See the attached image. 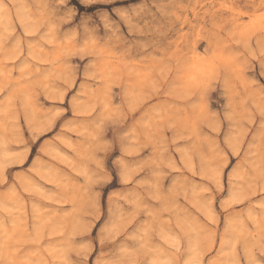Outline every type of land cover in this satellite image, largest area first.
<instances>
[{"label":"rangeland","instance_id":"obj_1","mask_svg":"<svg viewBox=\"0 0 264 264\" xmlns=\"http://www.w3.org/2000/svg\"><path fill=\"white\" fill-rule=\"evenodd\" d=\"M0 264H264V0H0Z\"/></svg>","mask_w":264,"mask_h":264},{"label":"bare ground","instance_id":"obj_2","mask_svg":"<svg viewBox=\"0 0 264 264\" xmlns=\"http://www.w3.org/2000/svg\"><path fill=\"white\" fill-rule=\"evenodd\" d=\"M211 63V62H210ZM211 66V65H210ZM194 69V68H193ZM198 71V70H197Z\"/></svg>","mask_w":264,"mask_h":264}]
</instances>
